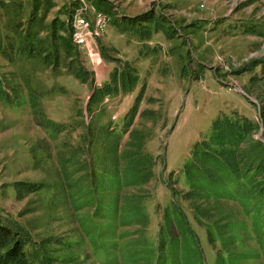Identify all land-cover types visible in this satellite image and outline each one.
I'll list each match as a JSON object with an SVG mask.
<instances>
[{
  "label": "rangeland",
  "instance_id": "rangeland-1",
  "mask_svg": "<svg viewBox=\"0 0 264 264\" xmlns=\"http://www.w3.org/2000/svg\"><path fill=\"white\" fill-rule=\"evenodd\" d=\"M80 13L87 15L90 32L97 38L75 27L80 25ZM57 17L73 22L80 61L94 72L93 85L81 82L66 67L54 72L42 57L29 58L20 51L32 40L43 41L47 52H53L51 23ZM152 17L158 23L152 24L147 40L115 25L125 27L134 19L142 29ZM101 42L109 54L137 67L140 80L134 91L106 95L91 111L94 88L110 82L117 65L103 56ZM68 62L63 55L61 64ZM143 88L132 127L147 128L152 134L147 149L155 156L166 153L167 162L158 164L156 177L147 186L126 190L152 193L147 203L148 236L158 245L164 209L172 199L165 182L174 183L191 148L211 131L220 113L237 111L254 119L259 123L254 138L264 141V0H0V218L17 219L38 242L62 240L64 248L48 242L53 249L48 255L54 259L45 258V264H115L114 257L127 264L124 247L140 237L139 226L120 229L132 235L119 240L117 252L108 253L90 244L79 218L88 227H97V235L108 228L97 215L110 194L102 176L110 173L114 162L106 150L116 142L109 132L123 130L125 116ZM144 109L158 112L157 123L141 118ZM40 120L60 128L51 135L54 130L39 125ZM128 141L129 133L119 134L118 156ZM64 159H70V183L78 181L72 190L65 188ZM117 162L122 166L121 160ZM16 182L44 183L49 188L24 191L19 198ZM174 187H187L183 175ZM70 193L86 194L94 204L76 212L69 204ZM188 215L205 263L217 264L207 231ZM242 218L237 214V220ZM249 229V234L241 232L246 236L244 248L239 244L234 251L256 254L242 264H264V230ZM169 233L170 240L178 235L175 227Z\"/></svg>",
  "mask_w": 264,
  "mask_h": 264
},
{
  "label": "trees",
  "instance_id": "trees-1",
  "mask_svg": "<svg viewBox=\"0 0 264 264\" xmlns=\"http://www.w3.org/2000/svg\"><path fill=\"white\" fill-rule=\"evenodd\" d=\"M97 7L103 8L101 3H98ZM35 9H38L37 5ZM146 22L142 29V23L134 19L126 25L127 27L117 22L115 25L120 26L123 32L134 30L142 39L147 40L152 37V24L158 21L156 17H152ZM156 29L163 30L161 25H157ZM74 30L72 23L57 17L51 23L53 52H47L43 41L36 44L32 40L20 47V51L26 53L29 58L42 57L47 66L53 67L54 72L62 66L66 67L81 82L93 85L94 72L80 61L78 47L74 42ZM100 46L103 56L117 65L112 72V80L94 88L88 107L91 111L106 95L134 91L140 80L137 67L129 61L124 62L121 58L109 54L102 42ZM62 54L69 59L66 66L61 64ZM143 90L144 88L137 102L126 114L123 130L109 132L114 134L116 142L108 145L106 150L114 162L111 163L110 173L102 176L106 178L105 186L110 194L109 200L101 203L102 213L97 215L108 223V228L97 235V227H88L84 220L79 218L90 244L93 247L100 246L108 253L117 252L119 240L132 235L120 229L136 225L139 226L136 232L140 237L125 244V263L169 264L173 261L175 264H206L189 213L195 222L207 231L208 242L217 251V264H242L250 257L256 256L251 251L235 252L234 246L240 244L239 246L244 248L246 236L241 232L249 234V228H254L258 233L264 230V141L254 138V133L259 130V123L237 111L232 114L220 113L211 131L191 148L186 161L179 168V175L173 179L174 183L166 180L172 199L164 209L158 245L149 238L151 216L147 203L152 198V193L147 190L128 192L126 189L145 187L152 182L156 177L158 164L161 161L166 164L167 156L166 153L163 157L155 156L147 149V143L152 136L147 128L132 127L135 117L139 114ZM31 96L32 103V100H36L35 92ZM150 101L155 100L150 98ZM37 106L32 103L34 112ZM157 114L153 109L140 112L141 118L154 123L158 121ZM49 123L39 121V125L54 130L52 135L60 126L52 121ZM122 132L129 133V141L126 150L118 156L119 134ZM117 160L122 161V166ZM69 161L70 159L61 161V171L66 182L65 188L72 190L78 181L70 183L72 177L68 167ZM173 174L172 171L171 177ZM182 175L187 187L177 189L174 185L179 183ZM15 186L19 198L24 196V191L30 193L49 188L44 183L28 182H16ZM69 204L78 212L94 203L86 194L75 197L74 193H70ZM230 204L234 206L228 208ZM237 214H242L245 218L237 220ZM174 227L178 235L170 240L169 232ZM97 236L102 242L101 245L98 244ZM48 242L64 248L61 239L38 242L29 228L17 219L0 218V264H45V258L54 259L48 255L53 250L47 247ZM116 260L114 257V263L120 264Z\"/></svg>",
  "mask_w": 264,
  "mask_h": 264
},
{
  "label": "built area",
  "instance_id": "built-area-1",
  "mask_svg": "<svg viewBox=\"0 0 264 264\" xmlns=\"http://www.w3.org/2000/svg\"><path fill=\"white\" fill-rule=\"evenodd\" d=\"M106 22L107 21L104 19V26ZM75 27H81V34L94 33V38H97L96 32H90V22H88L87 15L80 13V25H75ZM81 43L82 42L78 41V45L80 47H81Z\"/></svg>",
  "mask_w": 264,
  "mask_h": 264
}]
</instances>
